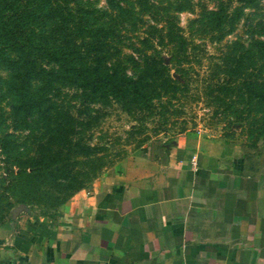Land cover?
I'll list each match as a JSON object with an SVG mask.
<instances>
[{"label":"rangeland","instance_id":"obj_1","mask_svg":"<svg viewBox=\"0 0 264 264\" xmlns=\"http://www.w3.org/2000/svg\"><path fill=\"white\" fill-rule=\"evenodd\" d=\"M86 1L105 6V0ZM130 1L136 18L119 24L114 59L132 72V60L141 52L160 54L169 67L173 89L121 101L92 97L76 81L75 86L62 87L56 98L70 105L68 148H60L35 120L26 126L11 115L12 96L6 90L9 70L0 61V136L5 135L18 159L46 164L41 175L36 164L25 169L30 176L16 180L7 194L10 205L0 210V224L19 217H56L62 207L106 187L125 157L156 143L196 135L211 141L221 154L264 155V136L255 129L258 113L251 111L246 119L233 115L226 106L231 95L218 88L226 77V54L254 49L252 42L263 38L256 22L264 21V0L244 7L231 26L218 27L204 17L216 0ZM236 3L229 0L228 9ZM172 35L180 36L185 59L169 58L176 44L169 40ZM251 61L248 69L255 73L259 65L262 75L264 58Z\"/></svg>","mask_w":264,"mask_h":264},{"label":"crops","instance_id":"obj_2","mask_svg":"<svg viewBox=\"0 0 264 264\" xmlns=\"http://www.w3.org/2000/svg\"><path fill=\"white\" fill-rule=\"evenodd\" d=\"M0 264H264V155L142 148L56 217L0 224Z\"/></svg>","mask_w":264,"mask_h":264},{"label":"trees","instance_id":"obj_3","mask_svg":"<svg viewBox=\"0 0 264 264\" xmlns=\"http://www.w3.org/2000/svg\"><path fill=\"white\" fill-rule=\"evenodd\" d=\"M235 1L228 9L229 0H216L204 17L216 27L222 23L231 26L244 7L257 3ZM130 3L105 0L104 7H96L86 0H0V61L9 70L6 90L12 96L11 115L26 126L35 120L60 148H68L70 105L56 98L62 87L75 86L76 81L92 97L121 101L144 98L151 91H171L172 77L160 54L141 52L132 60V72L114 59L119 24L136 18ZM256 25L263 38L252 42L254 49L245 47L226 54V77L218 88L231 95L226 106L233 115L246 119L249 112L258 113L255 129L264 136V71L258 75L262 69L259 65L254 66L255 73L248 69L254 63L251 60L264 58V21ZM179 38L169 37L176 43L169 58L185 59ZM0 162V210L5 211L10 205L7 194H11L16 180L20 175L30 176L25 169L40 164L35 170L41 175L46 164L43 160L18 159L5 135L0 136Z\"/></svg>","mask_w":264,"mask_h":264}]
</instances>
